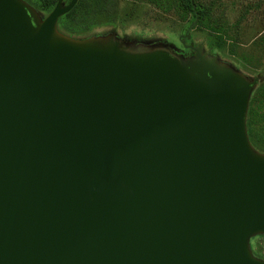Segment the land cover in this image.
<instances>
[{
  "label": "water",
  "instance_id": "water-1",
  "mask_svg": "<svg viewBox=\"0 0 264 264\" xmlns=\"http://www.w3.org/2000/svg\"><path fill=\"white\" fill-rule=\"evenodd\" d=\"M0 0V264H264L257 81L192 57L55 38Z\"/></svg>",
  "mask_w": 264,
  "mask_h": 264
},
{
  "label": "rangeland",
  "instance_id": "rangeland-1",
  "mask_svg": "<svg viewBox=\"0 0 264 264\" xmlns=\"http://www.w3.org/2000/svg\"><path fill=\"white\" fill-rule=\"evenodd\" d=\"M180 1L78 0L58 20L55 38L83 47L117 46L125 54L162 51L182 58L193 56L180 41L189 34L185 44L201 46L219 68L257 81L249 95L246 131L253 152L264 157V0H193L196 10H205L203 18H194ZM21 2L38 25L50 14L33 0ZM249 250L264 261V234L250 239Z\"/></svg>",
  "mask_w": 264,
  "mask_h": 264
},
{
  "label": "trees",
  "instance_id": "trees-1",
  "mask_svg": "<svg viewBox=\"0 0 264 264\" xmlns=\"http://www.w3.org/2000/svg\"><path fill=\"white\" fill-rule=\"evenodd\" d=\"M33 2L36 4L37 7L41 8L42 11H45L49 14L57 5L58 0H33ZM180 2L181 7L190 14L193 13L194 18L198 15L200 16V18H203L206 15L205 10H196V4L193 2V0H181Z\"/></svg>",
  "mask_w": 264,
  "mask_h": 264
},
{
  "label": "flooded vegetation",
  "instance_id": "flooded-vegetation-1",
  "mask_svg": "<svg viewBox=\"0 0 264 264\" xmlns=\"http://www.w3.org/2000/svg\"><path fill=\"white\" fill-rule=\"evenodd\" d=\"M187 46H189V45H187ZM184 47V46H183ZM185 49H187V48H185ZM190 50V49H189ZM193 55H194V53H193Z\"/></svg>",
  "mask_w": 264,
  "mask_h": 264
}]
</instances>
